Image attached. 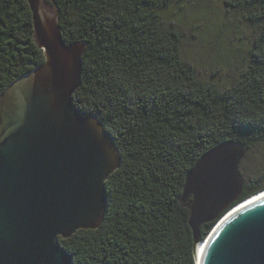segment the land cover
<instances>
[{
	"label": "trees",
	"instance_id": "obj_1",
	"mask_svg": "<svg viewBox=\"0 0 264 264\" xmlns=\"http://www.w3.org/2000/svg\"><path fill=\"white\" fill-rule=\"evenodd\" d=\"M170 2L51 0L63 40L86 42L73 104L98 118L120 154L104 182L99 227L58 239L72 264H194L180 200L186 173L221 142L246 151L264 141V0L225 2L260 33L250 65L224 90L201 82L181 58L182 33L160 18ZM43 60L27 0H0V94ZM262 189L263 177L250 180L234 203ZM214 222L200 225V238Z\"/></svg>",
	"mask_w": 264,
	"mask_h": 264
},
{
	"label": "water",
	"instance_id": "obj_2",
	"mask_svg": "<svg viewBox=\"0 0 264 264\" xmlns=\"http://www.w3.org/2000/svg\"><path fill=\"white\" fill-rule=\"evenodd\" d=\"M42 2L27 0L44 60L0 94V264H72L58 239L99 227L104 182L120 164L111 134L72 101L86 42L67 44L58 8ZM243 154L221 142L185 175L180 200L188 205L194 264H264V189L234 203ZM214 220L200 238V225Z\"/></svg>",
	"mask_w": 264,
	"mask_h": 264
},
{
	"label": "rangeland",
	"instance_id": "obj_3",
	"mask_svg": "<svg viewBox=\"0 0 264 264\" xmlns=\"http://www.w3.org/2000/svg\"><path fill=\"white\" fill-rule=\"evenodd\" d=\"M236 0H171L160 9L161 22L182 33L181 58L195 68L198 79L224 90L238 83L250 65V49L260 25L246 20ZM50 12L54 5L42 2ZM242 185L264 178V141L244 151L239 163ZM242 191V189H241Z\"/></svg>",
	"mask_w": 264,
	"mask_h": 264
},
{
	"label": "bare ground",
	"instance_id": "obj_4",
	"mask_svg": "<svg viewBox=\"0 0 264 264\" xmlns=\"http://www.w3.org/2000/svg\"><path fill=\"white\" fill-rule=\"evenodd\" d=\"M259 193H260V192H259ZM257 194H258V193H257ZM255 195H256V194H255ZM252 196H254V195H252ZM252 196H251V197H252ZM248 199H249V198H248ZM246 200H247V199H246ZM241 203H242V202H241ZM235 207H236V206H235ZM235 207H234V208H235ZM229 212H230V211H229ZM198 244L201 245L202 242H200V243H198Z\"/></svg>",
	"mask_w": 264,
	"mask_h": 264
}]
</instances>
